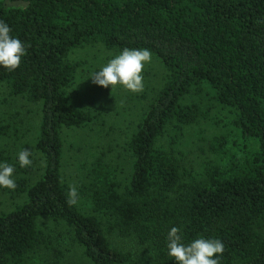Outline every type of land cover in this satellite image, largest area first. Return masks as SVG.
<instances>
[{
    "label": "trees",
    "instance_id": "1",
    "mask_svg": "<svg viewBox=\"0 0 264 264\" xmlns=\"http://www.w3.org/2000/svg\"><path fill=\"white\" fill-rule=\"evenodd\" d=\"M0 21L26 46L15 70L0 67V87L39 107L36 137L21 147L38 155L30 166L4 152L9 125L0 126V163L15 167L16 184L0 187L9 195L0 264H60L66 247L87 264H176L166 248L173 226L184 244L221 240L219 264H264V0H0ZM97 44L148 49L163 74L126 136L128 170L98 155L72 176L63 135L93 114L72 98L71 54ZM204 95L228 123L194 169L177 145L207 118ZM113 235L144 252L121 249Z\"/></svg>",
    "mask_w": 264,
    "mask_h": 264
},
{
    "label": "rangeland",
    "instance_id": "2",
    "mask_svg": "<svg viewBox=\"0 0 264 264\" xmlns=\"http://www.w3.org/2000/svg\"><path fill=\"white\" fill-rule=\"evenodd\" d=\"M119 54L120 52L106 50L98 44L85 46L71 54V58L79 63L72 98L77 105L91 111L93 121L88 127L82 129L65 130L63 164L64 171L68 175L74 176L80 164L86 167L98 155L100 162L118 163L121 164L120 167L128 170L131 158L125 149L126 136L135 127V122L145 107L147 98L152 97L159 87L163 72L158 59L151 56V61L145 63L141 73L144 86L141 92H131L121 86L111 89V86L104 88L93 84L90 73L98 70ZM199 99L207 112V118L188 127L177 145L182 150L185 160L191 163L194 169H199L201 161L206 158L204 151H206L208 139L219 133L223 124L226 126L228 123V119L225 118L226 109L220 108L205 95ZM38 111V104L28 101L23 96L11 95L6 88L0 87V126L6 128L9 125L7 134L2 136L1 143L4 152L10 155L14 162L22 145L28 142L33 143L36 137ZM219 118H223L219 124L214 122ZM37 156L35 154L32 158L36 159ZM6 197L9 195L0 189L2 209L9 207L4 200ZM113 240L123 250L136 254L145 250L130 237L114 236ZM75 249L68 250L66 247L60 264H87L79 251Z\"/></svg>",
    "mask_w": 264,
    "mask_h": 264
},
{
    "label": "clouds",
    "instance_id": "3",
    "mask_svg": "<svg viewBox=\"0 0 264 264\" xmlns=\"http://www.w3.org/2000/svg\"><path fill=\"white\" fill-rule=\"evenodd\" d=\"M11 28L4 21H0V67L9 71L15 70L26 53V46L22 41L10 35ZM151 61L148 49H123L119 55L110 59L98 70L90 73L92 83L111 89L121 86L131 92L143 90L142 71L145 63ZM30 152L28 149L18 153L17 161L21 168L30 166ZM15 167L7 163H0V187L14 190L16 187L13 173ZM70 204L76 203V189L70 188ZM180 229L173 226L167 233V255L174 258L176 264H219L220 256L224 252V243L219 239L196 238L190 243L181 242Z\"/></svg>",
    "mask_w": 264,
    "mask_h": 264
}]
</instances>
